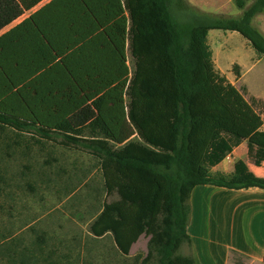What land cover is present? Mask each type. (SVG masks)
<instances>
[{
	"label": "trees",
	"instance_id": "1",
	"mask_svg": "<svg viewBox=\"0 0 264 264\" xmlns=\"http://www.w3.org/2000/svg\"><path fill=\"white\" fill-rule=\"evenodd\" d=\"M43 1L0 0V32ZM236 4L239 18L188 0H52L0 36V127L99 159L115 198L90 231L111 234L123 256L147 236L146 260L196 264L179 254L191 249L193 188L264 190L243 161L232 176L210 173L244 142L264 162V106L216 69L208 41L213 30L237 32L264 57L253 26L264 0Z\"/></svg>",
	"mask_w": 264,
	"mask_h": 264
},
{
	"label": "rangeland",
	"instance_id": "2",
	"mask_svg": "<svg viewBox=\"0 0 264 264\" xmlns=\"http://www.w3.org/2000/svg\"><path fill=\"white\" fill-rule=\"evenodd\" d=\"M256 1L245 0L246 8ZM219 7L215 13L196 8L232 18L243 14L236 0ZM253 26L264 35V12ZM211 33L208 41L217 68L251 101L264 86V57L239 33ZM129 65L134 68L130 55ZM38 139L0 127V264H160L156 254L146 260L147 236L123 256L111 234L98 238L91 233L103 204L115 198L106 194L99 159L80 146L60 144L62 139ZM179 254L189 255V246Z\"/></svg>",
	"mask_w": 264,
	"mask_h": 264
},
{
	"label": "crops",
	"instance_id": "3",
	"mask_svg": "<svg viewBox=\"0 0 264 264\" xmlns=\"http://www.w3.org/2000/svg\"><path fill=\"white\" fill-rule=\"evenodd\" d=\"M50 1L52 0H44L33 8V14ZM233 1L189 0L193 6L211 13L217 12L215 10L220 8V4ZM213 61L216 66L214 54ZM216 69L219 70L217 66ZM219 71L226 76L225 71L222 69ZM226 77L232 83L231 78ZM261 82L264 85V78ZM252 97L264 106V86L262 90L255 91ZM238 161H243L257 177L264 178V162L261 166L253 163L249 157L246 142L235 147L221 163L210 169V173L213 176H232ZM190 207L188 234L191 239L190 251L196 264H238L237 259L240 264H264L263 189H233L211 184L198 185L191 192Z\"/></svg>",
	"mask_w": 264,
	"mask_h": 264
}]
</instances>
